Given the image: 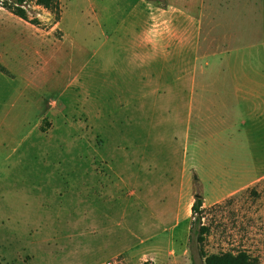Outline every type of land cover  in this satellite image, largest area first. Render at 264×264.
Here are the masks:
<instances>
[{"label":"rangeland","instance_id":"rangeland-1","mask_svg":"<svg viewBox=\"0 0 264 264\" xmlns=\"http://www.w3.org/2000/svg\"><path fill=\"white\" fill-rule=\"evenodd\" d=\"M144 1L0 11V264H264V0Z\"/></svg>","mask_w":264,"mask_h":264},{"label":"crops","instance_id":"crops-1","mask_svg":"<svg viewBox=\"0 0 264 264\" xmlns=\"http://www.w3.org/2000/svg\"><path fill=\"white\" fill-rule=\"evenodd\" d=\"M163 1L167 3V6L169 8H175L176 7V8H179V10L182 9L184 11H189V10H193L194 9L195 12L197 13V19L199 18L198 22H200L201 26L203 25V22H204V14L207 12V7L211 4V12L213 13L211 21H212L214 26L218 23V18L215 15L216 14L215 7L218 6L220 8V3L222 2V0H163ZM144 4H145L144 0H137V3L134 6V10H133L134 15H138V13H140V11H141L142 7L144 6ZM0 11L1 12H6V13L12 15L7 10L2 8L1 6H0ZM59 21H58V23H59ZM23 22H25V21H23ZM25 23L28 24V25H31V24H29L27 22H25ZM31 26L36 28L33 25H31ZM36 29H38V28H36ZM38 30L41 31L42 34H43L42 30H40V29H38ZM6 71H7V73L0 72V78L1 77H9V78L12 79V81H14L16 79L17 75L12 73L11 71H8V70H6ZM241 76H243V78H245V80L240 81L239 77H241ZM227 77L229 79L233 80L232 82L234 83V86H235L234 88H235V92L236 93L244 92L246 94H249L248 96H250V98H255L256 97L255 96L257 94L256 93V86H257L258 83L254 79H251V77L249 78L248 71L247 72H243V74H241V75L233 74V73L230 72V73L227 74ZM236 77L238 79H236ZM5 79H7V78H5ZM245 81H248L250 84H245ZM220 82L221 81H219L218 83H220ZM223 82H225V80H223ZM23 83H24L23 86H22L23 90H22L20 96H22L24 98V100H26L27 91H28L29 88H31L33 86V82L31 80L28 81L27 79H25ZM216 85L217 84H215L214 86L216 87ZM11 102L12 103L10 105V108L16 107L17 103L15 101H11ZM164 253L165 252L163 251L162 254H160V258H159L160 262H157L155 264H170V263H166V262H168V260H167L168 258H167V255H165Z\"/></svg>","mask_w":264,"mask_h":264},{"label":"trees","instance_id":"trees-1","mask_svg":"<svg viewBox=\"0 0 264 264\" xmlns=\"http://www.w3.org/2000/svg\"><path fill=\"white\" fill-rule=\"evenodd\" d=\"M30 0H0V6L19 19L40 28V22L37 19L28 17L27 4ZM35 5L42 7L53 14L55 23H58L61 17V6L59 0H34ZM0 72L7 73L6 69L0 64ZM202 206L200 200H196L192 206V211ZM197 232V242H203V235L208 232V228L199 224ZM199 235V236H198ZM204 264H258L256 259H252L246 252L239 251L236 254L220 253L204 255ZM143 264H152L145 262Z\"/></svg>","mask_w":264,"mask_h":264},{"label":"built area","instance_id":"built-area-1","mask_svg":"<svg viewBox=\"0 0 264 264\" xmlns=\"http://www.w3.org/2000/svg\"><path fill=\"white\" fill-rule=\"evenodd\" d=\"M99 264H128V259L123 255H117L115 257L106 259Z\"/></svg>","mask_w":264,"mask_h":264}]
</instances>
